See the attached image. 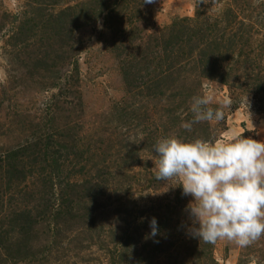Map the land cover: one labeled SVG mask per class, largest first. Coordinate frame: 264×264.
Returning <instances> with one entry per match:
<instances>
[{
	"label": "rangeland",
	"instance_id": "obj_1",
	"mask_svg": "<svg viewBox=\"0 0 264 264\" xmlns=\"http://www.w3.org/2000/svg\"><path fill=\"white\" fill-rule=\"evenodd\" d=\"M208 91L232 106L185 130ZM242 132L264 142V0H0V170L23 171L0 177V264H264V236L193 238L192 197L155 179L159 139Z\"/></svg>",
	"mask_w": 264,
	"mask_h": 264
},
{
	"label": "clouds",
	"instance_id": "obj_2",
	"mask_svg": "<svg viewBox=\"0 0 264 264\" xmlns=\"http://www.w3.org/2000/svg\"><path fill=\"white\" fill-rule=\"evenodd\" d=\"M152 2L144 0L146 4ZM213 102L212 91L193 96V118L181 127L191 131L195 124L221 122L224 109H230L233 102L227 96L219 101V107H212ZM243 133H233L231 140L215 143L171 136L152 146L157 157L155 179L165 182L162 192L179 186L182 195L192 197L185 209L191 220L188 231L205 243L227 240L247 247L264 236V142L245 138ZM142 140L140 135L133 143ZM173 178L175 185L168 183ZM149 227L146 238L159 234L154 217Z\"/></svg>",
	"mask_w": 264,
	"mask_h": 264
},
{
	"label": "trees",
	"instance_id": "obj_3",
	"mask_svg": "<svg viewBox=\"0 0 264 264\" xmlns=\"http://www.w3.org/2000/svg\"><path fill=\"white\" fill-rule=\"evenodd\" d=\"M19 156V154H12V156H10V157H6V161H7V169L4 171V172H1V170H0V177L3 179V177H2V175L5 177V179H7L8 178V180L10 181V179H12V178H17V177H20V175L22 174V172L23 171H17L15 168H14V166L16 165L17 166V164H9V163H11L13 160H16L17 158H19L18 157ZM22 156V155H21ZM20 156V157H21ZM17 161H18V159H17ZM1 169V168H0ZM16 173V174H15ZM2 174V175H1ZM16 176V177H15ZM1 180V179H0ZM7 186V185H6ZM66 214H69V212H67ZM15 222H17L16 223V227H15V229H19V230H21V231H23V232H26L27 230V227H26V225H24V224H28V223H21V222H18V221H15ZM15 222H13V223H15ZM129 228H133V226L132 225H130V226H128L127 228H126V231H128L129 230ZM126 245V244H125ZM121 246V250L122 249H124L126 246ZM120 252H122V251H120ZM117 256H120V257H123V256H125V258H127V256L125 255V254H120V255H117Z\"/></svg>",
	"mask_w": 264,
	"mask_h": 264
}]
</instances>
